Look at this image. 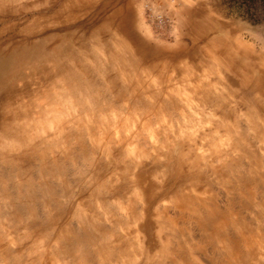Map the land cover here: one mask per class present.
<instances>
[{
  "label": "rangeland",
  "instance_id": "rangeland-1",
  "mask_svg": "<svg viewBox=\"0 0 264 264\" xmlns=\"http://www.w3.org/2000/svg\"><path fill=\"white\" fill-rule=\"evenodd\" d=\"M94 2L0 23V264H264V0Z\"/></svg>",
  "mask_w": 264,
  "mask_h": 264
},
{
  "label": "bare ground",
  "instance_id": "bare-ground-1",
  "mask_svg": "<svg viewBox=\"0 0 264 264\" xmlns=\"http://www.w3.org/2000/svg\"><path fill=\"white\" fill-rule=\"evenodd\" d=\"M91 1L94 2V0H91ZM91 1L90 0H62V1L61 0H0V23H1V21H3V22L8 21L10 23H13V22L16 23L15 22L16 16L21 15L22 17H25L26 15H29V21L31 22V28L28 30V33L33 34L32 31H34V32L36 31V32H38V34L43 35L42 34L43 31H45L46 29L47 30H57V26L58 25L60 26L61 21H59V23H60L59 24L58 22H56L54 20V18H57V19L60 18L66 12H70V11L75 12V10L77 8H82V7H87L86 13L92 12V8L94 6H93V4H91ZM105 4H106V6L104 4L103 5L105 7H108V3H105ZM82 11H84V10H82ZM22 21H24V20H22ZM37 21H40L41 24L39 25V23H36ZM65 21L68 22V20H65ZM14 23L12 25H15ZM2 24H5V23H2ZM64 24H66V23H64ZM27 25H29V24H27ZM4 26H6V25H4ZM4 26H3V28L0 27V38L5 32L10 30V27H7V26L4 27ZM21 28H22V26H21ZM52 28H54V29H52ZM11 29H13V28H11ZM24 31L26 32L27 30H24ZM17 34H19V33H17ZM6 36H8V34ZM9 37H11V36H9ZM9 37H7V38H9ZM29 40H30V38H29ZM8 47H9V45L5 44V42H0V65L1 64L7 65V63H4V62H7L12 58V57L10 58V56L3 55L1 53V50L8 48Z\"/></svg>",
  "mask_w": 264,
  "mask_h": 264
}]
</instances>
